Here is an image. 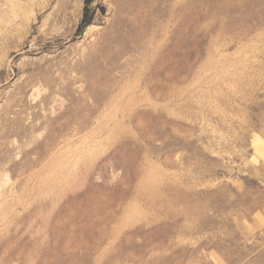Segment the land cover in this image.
Masks as SVG:
<instances>
[{
	"label": "rangeland",
	"instance_id": "374dc122",
	"mask_svg": "<svg viewBox=\"0 0 264 264\" xmlns=\"http://www.w3.org/2000/svg\"><path fill=\"white\" fill-rule=\"evenodd\" d=\"M0 264H264V0H0Z\"/></svg>",
	"mask_w": 264,
	"mask_h": 264
}]
</instances>
